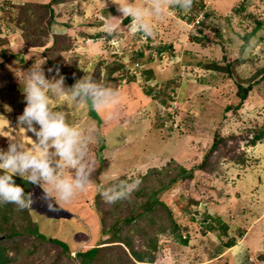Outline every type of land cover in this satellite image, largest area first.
<instances>
[{"label":"rangeland","instance_id":"rangeland-1","mask_svg":"<svg viewBox=\"0 0 264 264\" xmlns=\"http://www.w3.org/2000/svg\"><path fill=\"white\" fill-rule=\"evenodd\" d=\"M36 1L49 2L0 0V148L7 149V137L14 138V134L21 135L26 144L31 143L29 136L35 139L31 132L27 136L23 129H15L17 115L25 107L19 79L33 64L44 62L46 76L55 75L56 67L43 56L53 45L54 34L61 37L52 51L64 56L65 65L79 67L80 78L87 74L85 70L92 76L97 70L98 80L105 82L115 60L125 68L116 87V80L108 83L119 96L106 109L93 110L70 97L52 99L75 125L97 129V142L89 150L97 171L88 188L70 203L61 202L62 209L56 212L49 211L42 189L34 185L30 218L47 239L23 234L16 245L11 243L13 260L8 264H82L76 251L93 246L100 238L104 242L111 234L101 236L100 223L110 226L116 216L128 215L133 205L146 198L134 192L130 200L109 204L99 188L110 187L113 178L119 177L139 179V188L155 189L158 179L168 182L166 171L176 174L179 166L191 168L202 161L216 136L224 137V142L209 156L204 171L195 169L193 177L179 179L170 189L157 193L179 226L170 224L166 212L158 208L151 215L155 224L140 221L138 226L156 240L155 248L146 245L138 229L129 234L127 226L124 233L152 264H264V258L258 256L264 254V141L247 143L264 126V72L256 75L264 68V29L256 22L264 21V0H203L205 7L200 10L195 4L188 14H208L201 33L191 25L188 14L183 16L182 11L166 6L162 15L147 17L153 26L151 36L134 32L130 21L117 18L121 14L112 0H67L53 4L52 17L35 3L27 4ZM242 2L246 7L238 12L235 8ZM134 3L142 5L143 0ZM26 6L27 15L23 13ZM110 10L115 11L114 17ZM34 13L44 17L40 27L50 19V29L45 35L34 34L42 46L28 48V39L36 30ZM21 17L26 30L18 25ZM109 23L118 26L112 37L105 30ZM97 32L102 36L96 37ZM169 45L171 50L157 52L158 46ZM3 48L7 57L1 55ZM11 54H23L25 59ZM212 62L233 64L232 74L210 69ZM143 70L151 71L150 79ZM238 83L250 84L251 91L240 108L227 110V105L237 103ZM65 84L70 86L66 80ZM151 87L164 98L172 97L170 104L178 110L175 119L162 114L149 92ZM171 123L174 132L169 131ZM152 168L163 173L150 172ZM204 214L220 217L229 226L227 237L222 239L219 229L205 231ZM229 236L236 238V245L216 254L217 246ZM51 238L66 242L68 250ZM107 251L123 254L117 246Z\"/></svg>","mask_w":264,"mask_h":264},{"label":"clouds","instance_id":"clouds-1","mask_svg":"<svg viewBox=\"0 0 264 264\" xmlns=\"http://www.w3.org/2000/svg\"><path fill=\"white\" fill-rule=\"evenodd\" d=\"M112 2L121 14L117 18H130L134 32L151 36L153 26L147 17L162 15L166 6L188 14L194 0H143L142 5L134 0ZM117 27L109 23L105 30L111 34ZM44 63L33 64L23 71L22 80L19 79L25 107L22 114L17 115L15 129H23L27 136L31 132L35 139L29 136L31 143L26 144L21 135L14 134V138L7 137V149L0 148V206L13 204L17 210L32 208L33 193L25 192L24 187L16 183L14 177L19 176L42 189V199L49 211H59L61 202L70 203L88 188L97 171L96 160L89 155L91 145L97 142V129L75 125L62 107L52 104V99L70 97L99 111L116 104L119 92L86 70V75L66 86L58 67L55 75L46 76ZM113 179L115 182L110 187L100 189L106 203L130 200L139 188V179Z\"/></svg>","mask_w":264,"mask_h":264},{"label":"trees","instance_id":"trees-1","mask_svg":"<svg viewBox=\"0 0 264 264\" xmlns=\"http://www.w3.org/2000/svg\"><path fill=\"white\" fill-rule=\"evenodd\" d=\"M67 0H49V2L44 3V2H27V4H32L35 3L39 8H43L47 14H49L50 17H52L53 14V4H58V3H63ZM198 1V2H197ZM194 0L193 7L191 10H194L195 4L198 6V9H204L205 4L203 0ZM245 3H241L240 6L235 8L238 12H242L245 9ZM178 9V8H176ZM179 10V9H178ZM23 13L27 15V12L29 11L28 6L23 8ZM181 11V10H180ZM35 14V13H34ZM196 15V13L188 14L187 19L192 20V18ZM35 28L36 30L33 31L32 38L28 39V44L27 47H36V46H42V41L34 34H43L48 33L50 29V23L51 20L48 19L46 21L45 27H40L39 23L40 20L43 19L44 17H38L37 14H35ZM205 18L208 17V14L206 13ZM20 19V20H19ZM18 19V25L26 30L25 28L26 25L24 24V17H21ZM125 22H129V19H124ZM33 22V23H34ZM257 26L259 28L264 29V21L262 20H257ZM196 29L201 33L203 27L205 26L203 24V20L200 21L198 24H196ZM47 31H46V29ZM33 30V29H32ZM114 33H111L108 35L110 37ZM96 37L102 36V33L97 32L95 34ZM217 36L221 37L222 34L220 31H217ZM60 35L54 34L53 35V45L51 47H47L46 50L43 52V56L46 58L47 63L54 65L56 68L58 67L60 69V72L64 75L65 80L67 83L71 86L72 84L75 83L77 79L80 78V69L79 67L77 68H72L69 67V65H65V59L63 55H59L56 51H52L56 46V44L59 39ZM112 37V36H111ZM193 39L200 40L201 38H198L196 36H192ZM264 38V36H263ZM40 42V43H39ZM1 43H5L1 41ZM54 47V48H53ZM171 50V46H158L157 47V52L162 53L165 50ZM58 50V49H57ZM25 53V52H23ZM1 55L3 57L8 56V52L3 48L1 50ZM21 55V56H20ZM23 54H11V57H15L16 59H20L23 61L25 57L22 56ZM139 56H142V53H139ZM237 61L241 59H236ZM116 66H113V65ZM232 65L231 63H227L225 66H221L215 62H212L211 64L208 65L210 69L217 70V71H226L227 74H232ZM72 68V69H71ZM124 65L121 62H118V60H115L114 63H112L111 66L108 67V72L106 73L105 82L106 84L108 83H114V87L117 86L118 82L120 79L123 77L124 73ZM260 72H264V68L259 70L256 75ZM143 73L145 75V78L150 79L152 76V73L150 70H143ZM146 73V74H145ZM96 76L95 79L98 80L99 77V72L97 70L95 73H93ZM251 85L248 84L244 86L242 83L237 84V91L236 95L238 97L237 103L235 105L229 104L226 106L227 110H230L232 108L238 109L242 106L243 100H245L249 92L251 91ZM149 92L154 95V98L157 100V105L162 109V114L164 112L165 115L168 117L170 116V113L167 112V108L171 105L170 101L172 97L168 96L166 98L163 97L162 92H157L155 87H151L149 89ZM160 109V110H161ZM164 110V111H163ZM178 113V111H177ZM176 116V115H175ZM171 119H175L174 117L171 116ZM170 124V130L171 132H174V124ZM258 141H264V126H261L258 130H255V133L251 137L250 140L247 141L250 145H255L256 142ZM224 142V137L216 136L213 139V142L211 146L209 147L207 153L204 155V158L202 161H200L198 164L192 166L191 168H186L184 166H179V170L176 172V174H169L168 171H166L165 178L168 180L167 183H165L163 178L158 179L159 186L157 188L150 187L148 190L146 188L142 187L139 188L137 191H135V194L138 196H145V200L141 202L140 204H135L133 205L132 208H130V212L128 215H121L119 214L118 216L115 217L113 220L112 224L110 226H105L103 222L100 224L102 225L101 229V236H104L110 232V236L103 242L101 241V238L95 243L93 246L88 247V248H82L81 250L79 249L76 251L77 255L81 257V262L82 264H152L151 260L146 261V255L144 252L138 251L134 249L133 243L131 241V236L128 234L124 233V227H127V231L129 234H131L135 229H138L139 232L144 235V241L146 245L150 248H155L156 247V240L151 237V235L148 234V232L143 231V227L140 229L138 226L141 224L140 221H145L147 225L149 224H155V221L153 219L152 212L155 213L158 208L162 209L163 211L166 212V215L168 216V221L170 224L174 225L175 227H178L179 225L174 222V217L172 215V211L169 208V206L161 200L159 197H157V193L162 190H167L170 189L174 184H176L179 179H183L186 177H193L195 169H199L200 171H204L207 168V165H209L208 159L209 156L216 151L221 143ZM236 160L239 162L243 163V158L241 156H237ZM239 162V163H240ZM151 171H157L158 173H163L161 170H158L157 168H152ZM16 183L20 184L22 187H24L25 192H31L32 188L34 187L33 184H29L26 181H24L22 178L19 176L14 177ZM100 190V188H99ZM99 193V191H97ZM128 202V201H127ZM126 202V203H127ZM129 203H127L128 205ZM133 223V225H132ZM203 227L205 228V231H214L215 229H219L220 236L222 239L228 234L229 231V226L223 222V220L220 217H212L210 214H204L203 217ZM148 228V226H144ZM161 227V225H160ZM23 234H30L34 235L35 237H38L42 240L47 239V236L40 233L38 230L37 224H34L30 218V209H24V210H17L16 206L13 204H7L0 206V236H4V240L6 241H1L0 240V264H8L10 263L13 258L9 255V251L13 246H11V243L16 245L18 238H20ZM141 235V236H142ZM243 234H241L242 236ZM100 236V237H101ZM227 237V236H226ZM51 241L53 243H57L62 246V249L64 251L68 250V244L66 242L61 241L57 238H51ZM184 243H186V240H182ZM102 244H106L103 246ZM236 244V238L229 236L227 240L221 241L220 245H218L216 249V254L223 251V248H230ZM115 246L122 248V253L123 254H116L114 251L112 253L108 252V249L115 248ZM215 255V254H214ZM261 258H264V254H258ZM151 259V258H149ZM248 259V258H246ZM126 262V263H125ZM147 262V263H145Z\"/></svg>","mask_w":264,"mask_h":264},{"label":"built area","instance_id":"built-area-1","mask_svg":"<svg viewBox=\"0 0 264 264\" xmlns=\"http://www.w3.org/2000/svg\"><path fill=\"white\" fill-rule=\"evenodd\" d=\"M183 16L185 15L184 13L182 14ZM204 14L202 13H198L196 14L192 20H191V25H196L198 24L200 21H202L204 19ZM136 66H139V64H136ZM174 103V102H173ZM172 103V104H173ZM174 104L173 105H170L168 108H167V112L171 114L172 117H175V115L177 114V111L176 109L173 108ZM176 107V106H175ZM14 123V122H13Z\"/></svg>","mask_w":264,"mask_h":264},{"label":"crops","instance_id":"crops-1","mask_svg":"<svg viewBox=\"0 0 264 264\" xmlns=\"http://www.w3.org/2000/svg\"><path fill=\"white\" fill-rule=\"evenodd\" d=\"M112 12H113V11H112ZM112 12H111V10H110V13H112ZM106 13H107V12H106ZM112 14H113V15H111V16L114 17V16L116 15L115 11H114ZM112 17H110V18H112ZM32 48H33V47H32ZM235 245H236V244H235ZM235 245H234V246H235ZM234 246H233V247H234Z\"/></svg>","mask_w":264,"mask_h":264}]
</instances>
